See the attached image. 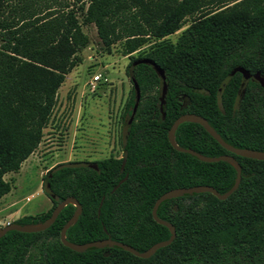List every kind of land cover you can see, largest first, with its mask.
Segmentation results:
<instances>
[{
  "label": "trees",
  "instance_id": "16d2710c",
  "mask_svg": "<svg viewBox=\"0 0 264 264\" xmlns=\"http://www.w3.org/2000/svg\"><path fill=\"white\" fill-rule=\"evenodd\" d=\"M79 1L0 0V196L11 188L3 175L37 147L58 88L81 59L77 52L89 40L81 22H93L107 48L122 37L123 54L138 51L128 74L134 60L147 57L165 77L149 63L135 64L141 95L133 112L132 84L122 156L54 164L43 176L51 206L13 221H42L72 195L82 211L66 230L69 241L110 235L145 250L170 235L151 213L160 194L196 184L224 192L236 176L229 161H204L171 145L168 130L178 115L200 114L227 142L264 150V87L252 77L241 87L242 75L233 71L240 66L264 75V0L218 7L214 0H88L82 21L74 7ZM187 15L193 18L171 41L166 36ZM175 140L205 155L233 154L241 179L225 199L201 191L163 200L157 214L175 226L172 242L148 257L117 245L74 250L60 239L75 210L67 203L44 230L1 235L0 264H264V159L231 152L191 120L178 124Z\"/></svg>",
  "mask_w": 264,
  "mask_h": 264
},
{
  "label": "rangeland",
  "instance_id": "374dc122",
  "mask_svg": "<svg viewBox=\"0 0 264 264\" xmlns=\"http://www.w3.org/2000/svg\"><path fill=\"white\" fill-rule=\"evenodd\" d=\"M233 1L214 0L212 7ZM87 5L88 0L74 3L80 21ZM192 18L193 15H187L183 25L166 37L176 41ZM81 28L89 37L88 43L77 52L80 61L66 73L58 88L41 141L17 170L3 175L11 188L0 196L1 226L26 214L44 212L51 206L43 190V176L54 164L122 156L124 109L132 94L127 66L138 51L123 54L122 37L107 48L93 22H81ZM141 48L146 50L148 45ZM97 73L100 79L91 87L90 80Z\"/></svg>",
  "mask_w": 264,
  "mask_h": 264
},
{
  "label": "water",
  "instance_id": "95a60500",
  "mask_svg": "<svg viewBox=\"0 0 264 264\" xmlns=\"http://www.w3.org/2000/svg\"><path fill=\"white\" fill-rule=\"evenodd\" d=\"M139 62H145V63L151 64L163 79L165 77L164 70L154 60H152L150 58H147V57L138 58V59L134 60L129 65V68H128L129 76L132 80V84H133L134 91H135V101H134V105H133V112L135 111V109L138 105L141 92H140L139 84H138L137 80L135 79V77L133 76L132 69H133V66ZM236 70L240 71V73L242 75L241 87L251 77L256 79L264 87V75L260 74V72L251 73L249 70H247L243 67H240V66H237L233 69V71H236ZM187 120H191V121H195V122L200 123L216 140H218L225 148H227L231 152H233L235 154L242 155V156L253 157V158H257V159H264V150H259V149L250 148V147L235 146V145L227 142L226 140H224L221 137V135L214 129V127L208 122V120L204 116L197 114V113H194V112H184V113L178 115L173 120V122H172V124L168 130V139H169V142L171 143V145L180 151H185V152L191 153V154L197 156L199 159L204 160V161H217V160L229 161L230 163H232L235 166L236 176H235V179H234L232 185L224 192H219L216 188H214L212 185H209V184H196V185H191V186L174 187V188L166 190L165 192L160 194L155 199V201L153 203L151 213H152L153 218L157 222L164 224L169 228L170 235L168 238L163 239V240H159V241L153 243L152 245H150L145 250H138L128 243H125L123 241L111 238L110 235H108L105 238L90 240V241L83 242V243L69 241L66 238V230L71 224H73L77 220L78 216L80 215V213L82 211L81 203L79 202V200L77 198H75L72 195H69V196L65 197L64 199L60 200L53 207L50 215L42 221H39L36 223H18L15 221L7 222L5 225L0 226V236L3 235L4 233H6L10 229H16V230L26 231V232L44 230L55 220V218L57 217L58 213L60 212V210L62 209V207L64 205H66L67 203H73L75 205V210H74L73 214L63 224V226L60 230V239L63 242V244H65L66 246H68L74 250H77V251H83V250L87 249L88 247H92V246L103 247V246L117 245V246L124 248L125 250L130 251L131 253H133L137 256H141V257L150 256L159 247L165 246V245L169 244L170 242H172V240L174 239V237L176 235L175 226L170 221L165 220L163 218H160L157 214V208L163 200H165L167 198L179 196V195H182L184 193H193V192H201V191H210L213 194H215L218 198L225 199L238 187V185L240 183L241 165L238 162V160L233 156V154L225 153V154H219V155H214V156L205 155V154H203V153H201V152H199L193 148L181 146L176 142L175 130H176L179 123H181L183 121H187ZM126 177H127V174L125 176H123L118 181L116 186L119 185V183H121L122 181H124L126 179ZM116 186H114V188Z\"/></svg>",
  "mask_w": 264,
  "mask_h": 264
},
{
  "label": "built area",
  "instance_id": "2783aa9c",
  "mask_svg": "<svg viewBox=\"0 0 264 264\" xmlns=\"http://www.w3.org/2000/svg\"><path fill=\"white\" fill-rule=\"evenodd\" d=\"M100 79V74H94L92 79L90 80L91 87H95V82H97Z\"/></svg>",
  "mask_w": 264,
  "mask_h": 264
}]
</instances>
